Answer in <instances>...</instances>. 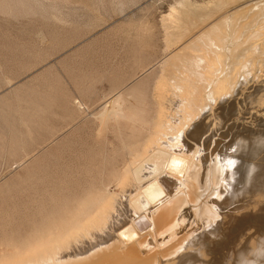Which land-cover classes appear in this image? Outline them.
Here are the masks:
<instances>
[{
	"label": "rangeland",
	"instance_id": "374dc122",
	"mask_svg": "<svg viewBox=\"0 0 264 264\" xmlns=\"http://www.w3.org/2000/svg\"><path fill=\"white\" fill-rule=\"evenodd\" d=\"M236 1L0 0L1 261L45 244L44 240L83 215L85 201H94L102 193L115 190L114 176L127 164L128 146L147 135L156 117L155 82L160 61L171 50L167 49L162 16L170 13V21L192 22L200 17V23L205 22L202 26L214 25L223 13L242 2ZM260 6L261 15L253 27H264V2ZM236 15L229 16L230 30L243 23L234 20ZM261 45L255 48L257 65L242 67L238 77L233 76L237 80L235 87L219 93L218 98L207 96L210 101L204 102L206 111H202V104V112H197L200 116L195 113L194 121L185 128L184 139L191 144L188 150H196L195 154L200 151L198 166L204 165L207 172L208 188L205 197L197 199L196 209L211 195V190L216 191L212 192L215 200L207 205L217 212L215 216L232 210L231 203H217V190L226 194L227 188H233L226 181L227 174L245 176L249 163H264ZM118 92L125 116L102 117V105ZM189 128L193 133L191 129L189 133ZM244 137L259 139L253 157L240 149ZM236 164L239 168H234ZM239 198L232 199V205H248L249 199ZM248 222H243L238 231L250 228ZM206 229L207 239L222 235L221 226L207 224ZM225 243L224 239L222 245ZM187 245L188 242L184 247ZM171 247L162 246L157 252L163 255ZM192 257L196 258L187 256L182 262L190 263ZM208 257L197 258L192 264H220L214 263L213 254Z\"/></svg>",
	"mask_w": 264,
	"mask_h": 264
},
{
	"label": "bare ground",
	"instance_id": "6f19581e",
	"mask_svg": "<svg viewBox=\"0 0 264 264\" xmlns=\"http://www.w3.org/2000/svg\"><path fill=\"white\" fill-rule=\"evenodd\" d=\"M240 1L230 12L214 20V25L202 26L205 22L200 23V17L194 18L198 20L195 22L187 19L188 23L186 19L170 21V13L162 16L167 49L171 47V50L161 59L159 76L155 82L156 117L151 129L148 127L150 131H146L148 133L141 141L129 146L125 143L128 146L125 154L129 157L127 164L123 165L124 169L114 176L115 190L102 193L97 198L94 195V201H85L86 211L83 215L54 237L48 236L50 239L44 240L45 244L34 245L36 247L26 253L23 251L13 258L0 260V264H179L187 256L194 255V261L197 258L208 259L209 254L214 255V263L264 264V224L261 225L264 220V163H249L245 176L228 172L229 180H225L230 181L233 188L226 187L229 190L228 193L224 191L226 194L217 190V203L221 202L223 206L231 203L232 210L215 216L217 212L214 208L207 206L215 200L216 195H212V190L211 195L209 193L196 209L197 199L204 196L208 188L205 183L207 172L204 165L198 166L200 151L195 154L196 150H188L191 144L184 139L185 128L194 114L201 111L204 102L207 104L206 101H210L207 96L215 98L220 96L219 93L229 91L237 81L234 80L236 74L238 77V72H242V67L257 65L255 58L259 56H256L258 50L255 48L261 45V41L264 42V27L256 24L254 28L253 25L261 15L258 11L262 7H258V4L264 0ZM255 8L256 12H249ZM234 13H237L234 20H243V23L230 30L229 16ZM253 33V40L246 44ZM119 92L102 105V117L109 114L114 117L125 116ZM204 107L202 111L206 105ZM133 116H130L131 119ZM258 142L259 139L244 137L240 149L253 157ZM234 168L239 166L236 164ZM235 183L241 185L235 187ZM234 194L241 200L249 199L248 205H232L230 201L235 198ZM247 220L251 222L250 228L238 231ZM207 224L221 226L222 235L207 239ZM224 239L226 243L222 245ZM187 242V247H184ZM162 246L173 247L159 255L157 250ZM185 261L182 263L193 262Z\"/></svg>",
	"mask_w": 264,
	"mask_h": 264
}]
</instances>
